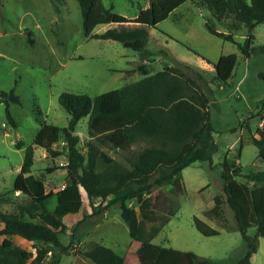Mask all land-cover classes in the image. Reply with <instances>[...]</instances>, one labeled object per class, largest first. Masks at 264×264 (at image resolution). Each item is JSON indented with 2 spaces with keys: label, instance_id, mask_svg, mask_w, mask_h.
<instances>
[{
  "label": "rangeland",
  "instance_id": "rangeland-1",
  "mask_svg": "<svg viewBox=\"0 0 264 264\" xmlns=\"http://www.w3.org/2000/svg\"><path fill=\"white\" fill-rule=\"evenodd\" d=\"M157 1L154 6L150 0H92L85 20L77 0H0V91L14 89L20 99L9 105L15 125L7 118L6 102H0V212H18V204L27 200L13 191V183L28 145L34 146L32 173L44 174L47 190L63 188L70 182L67 169L61 167L67 155L53 157L47 151L44 155L45 148L34 143L43 125L52 124L55 130L48 141L57 150H64L62 130L70 116L59 102L63 92L93 97L124 87L144 76L138 69L142 63L156 72L166 64L182 61L208 79L205 91L218 150L212 162L195 161L156 190L157 204L170 202L175 209L169 222L151 243L140 242L130 235L119 203L95 213L83 191L82 200L75 202L78 212L64 218L68 228L60 238L70 243V248L60 264H75V258L95 242L124 256L125 264H153L157 245L194 251L212 264H238L247 252L235 213L226 201L222 171L228 157L242 167L238 179L252 185L244 174L264 167L253 142L257 128L264 124V80L259 76L264 71V52L259 50L264 44V22L252 29L242 26L235 32L239 42H244L251 30L255 36V50L247 57L235 43L211 33L205 25L209 19L227 31L236 21L233 15L219 23L211 9L199 5L200 0ZM111 9L110 16L104 14ZM150 17L153 19L144 53L117 40L91 36L117 26V18H124L125 24H136L142 21L140 18ZM217 73L226 81L216 84ZM75 132L80 135V146L86 149L88 117L78 122ZM20 141L22 145H18ZM50 166L58 168L48 173L46 168ZM217 196L222 199L220 217L207 214ZM110 197L96 202L105 204ZM128 204L138 208L139 201L131 198ZM55 205L53 195L48 206L52 209ZM195 216L220 233L202 234L194 224ZM255 232V226L248 229L251 235ZM14 240L34 254L37 248L48 247L20 236H14ZM251 264H264V236L259 238Z\"/></svg>",
  "mask_w": 264,
  "mask_h": 264
},
{
  "label": "trees",
  "instance_id": "trees-1",
  "mask_svg": "<svg viewBox=\"0 0 264 264\" xmlns=\"http://www.w3.org/2000/svg\"><path fill=\"white\" fill-rule=\"evenodd\" d=\"M77 1L86 20L92 0ZM150 1L154 6L159 4L157 0ZM200 1L199 5L211 9L219 23L224 17L234 16L236 21L227 31L220 30L218 24L209 19L205 25L211 33L235 43L249 57L255 50L252 30L244 42L236 40L235 32L242 26L252 29L264 22V0H251V3L246 0ZM104 14L110 16L112 9ZM124 18L115 19L119 22L117 26L91 36L117 40L144 53L153 18H140L142 21L136 24H125ZM259 50L264 52V44ZM138 69L144 76L124 87L93 97L71 92L60 95L59 102L70 116L68 125L62 130L64 150H57L48 141L55 130L52 124L43 125L34 143L44 147L53 157L67 155L68 161L61 167L67 169L70 182L63 188L47 190L44 174L32 173L34 146H26L13 191L25 195L27 200L18 204V212H0V235H4L0 240V264H60L63 253L70 248V243L65 244L60 238L68 228L64 218L78 212L75 202L82 200L83 191L95 213L119 203L121 217L132 238L151 243L175 213L170 202L157 204L156 190L181 175L191 163L212 162L218 144L213 135L205 75L182 61L166 64L156 72H151L146 63L140 64ZM259 76L264 80V71H260ZM215 79L216 84L226 81L219 73ZM2 101L6 102L7 118L15 125L9 105L11 101L19 102V96L14 89L0 91ZM84 117H88L86 149L80 146V135L75 132ZM253 142L264 162V124L257 128ZM22 144V141L18 143ZM57 168L50 166L46 171L51 173ZM241 168L225 157L223 188L226 201L235 213L237 228L247 244V252L238 264H251L259 238L264 236V167L244 174L252 185L238 179L242 175ZM53 195L56 205L50 209L48 202ZM109 196L112 197L105 204L96 202ZM131 198L138 199V208L128 204ZM221 204L222 199L217 196L214 207L207 214L223 216ZM194 224L204 235L220 233L198 216L194 217ZM252 226L256 227L253 235L248 233ZM14 236L46 243L48 247L37 248L34 254L33 250L17 244ZM81 254L75 258V264H88L84 257L95 264H125L124 256L100 242L91 244ZM153 264H212V261L191 250L157 245Z\"/></svg>",
  "mask_w": 264,
  "mask_h": 264
},
{
  "label": "crops",
  "instance_id": "crops-1",
  "mask_svg": "<svg viewBox=\"0 0 264 264\" xmlns=\"http://www.w3.org/2000/svg\"><path fill=\"white\" fill-rule=\"evenodd\" d=\"M63 143H64V141H63ZM47 154V152H46V149H45V152H44V155H46ZM68 160H66V162H67ZM18 192V191H17ZM4 238V235H2V239ZM259 247V246H258ZM257 252V251H256ZM199 255V254H198Z\"/></svg>",
  "mask_w": 264,
  "mask_h": 264
},
{
  "label": "built area",
  "instance_id": "built-area-1",
  "mask_svg": "<svg viewBox=\"0 0 264 264\" xmlns=\"http://www.w3.org/2000/svg\"><path fill=\"white\" fill-rule=\"evenodd\" d=\"M66 163H67V162H66ZM66 163H65V164H66ZM62 164H64V163H62Z\"/></svg>",
  "mask_w": 264,
  "mask_h": 264
}]
</instances>
